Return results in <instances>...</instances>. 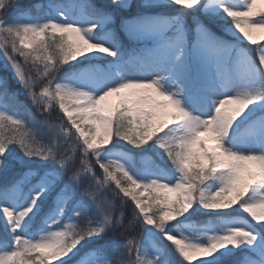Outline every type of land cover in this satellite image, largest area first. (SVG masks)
Masks as SVG:
<instances>
[{"label": "snow or ice", "instance_id": "1", "mask_svg": "<svg viewBox=\"0 0 264 264\" xmlns=\"http://www.w3.org/2000/svg\"><path fill=\"white\" fill-rule=\"evenodd\" d=\"M0 61V264H264V0H0Z\"/></svg>", "mask_w": 264, "mask_h": 264}, {"label": "trees", "instance_id": "2", "mask_svg": "<svg viewBox=\"0 0 264 264\" xmlns=\"http://www.w3.org/2000/svg\"><path fill=\"white\" fill-rule=\"evenodd\" d=\"M41 1H42L43 3L47 2V0H20V3H21L22 5H24V4H29V3H39V2H41ZM92 2H93V3H96V4H101V3L105 2V0H92ZM133 3H134V4H135V3H138V1L136 0V1H134ZM134 10H135V9H133V11H134ZM188 23H189V25L191 26V19H189ZM213 30L219 32V29L213 28ZM121 39L124 41V43H125L127 46H130V45H129L130 42L127 40L126 37H123V36H122ZM9 83H10V87L12 88L13 91H17V90H19V88L16 87V86H17L16 84H13L10 80H9ZM19 99H20L25 105H28V106L31 107V102L28 100V98H27L26 96L21 95V96L19 97ZM55 113H56L55 111L52 112L51 115L48 117V119H49L50 121H58V120L60 119V115H59V113H58V114L56 113V115H55ZM41 118H43V117H41ZM0 175H1V171H0ZM203 218H204V217H203Z\"/></svg>", "mask_w": 264, "mask_h": 264}, {"label": "rangeland", "instance_id": "3", "mask_svg": "<svg viewBox=\"0 0 264 264\" xmlns=\"http://www.w3.org/2000/svg\"><path fill=\"white\" fill-rule=\"evenodd\" d=\"M134 1H136V0H132V2H134ZM137 1H138V0H137ZM39 3H43V2L41 1V2H39ZM226 38H227V37H226ZM0 64H2V61H0ZM0 76H6V77H8V79H9L13 84H16L15 81L11 79V73H10V72H6V71H4L2 67H0ZM16 85H17L16 87L19 88V85H18V84H16ZM56 113L58 114V112H56ZM56 113H55V115H56ZM53 122H55V121H53ZM45 139H47V138L45 137ZM13 172H14V170H11V169H10L9 171H1V175H0V184L4 183V181L7 180V179H11V177H12V175H13ZM126 211H127V213H128V217H129V219H130V218H131V211H130V209H127ZM204 219H210V217H205Z\"/></svg>", "mask_w": 264, "mask_h": 264}]
</instances>
